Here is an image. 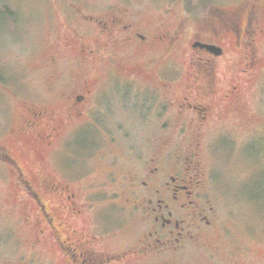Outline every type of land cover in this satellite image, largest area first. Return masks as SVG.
I'll list each match as a JSON object with an SVG mask.
<instances>
[{
	"label": "flooded vegetation",
	"instance_id": "1",
	"mask_svg": "<svg viewBox=\"0 0 264 264\" xmlns=\"http://www.w3.org/2000/svg\"><path fill=\"white\" fill-rule=\"evenodd\" d=\"M245 5L246 2L240 4L236 12L218 9L221 14L216 17L204 15L187 40L183 23L169 28L159 23L158 30H153L151 21L116 4L100 13L76 8L64 15L71 34L62 41L77 43L76 60L113 63L127 59L133 70L101 71L95 76L62 72L50 81V107L33 108L32 103L23 102L29 114L21 133L33 143L36 139L42 144L38 158L47 165L42 171L49 183L33 182L34 170L29 176L19 163L21 150L0 142V161L36 198L38 212L45 219L47 233L39 229L36 243L42 241L45 232L49 245L58 247L67 264H125L138 255L143 263L169 264L165 256L182 252L186 244L218 251L213 240L220 237L222 222L214 212L209 185L202 178L199 146L205 142L214 150L216 143H264V110L260 103L264 81L254 82L257 88H251L253 84L248 87L259 60L256 42L264 36V8L261 16H256L255 7L249 9L242 28L239 21H243ZM183 47L188 66L185 72L170 71L167 64L160 71H138L139 64L134 63L137 54L147 58L145 66L160 67L174 49ZM229 47L236 48L240 66L238 71L227 74L224 69L232 60ZM57 56L60 55L55 50L49 60L54 63ZM253 89H257L256 94ZM248 105L250 109L244 108ZM114 113L122 116L113 120L115 126L136 119L144 127L153 122L158 128L153 136H144L140 141L143 145L151 141L157 144L149 152L127 153L115 162L109 159L117 175L109 173V181L103 186H110L112 200H118L117 204L134 214L139 224L136 242L120 253L101 249L107 240L103 234L77 222L97 219L100 224L104 218L97 202L93 203L95 199L83 202L88 195L78 191L81 183L71 174L76 164L70 152L76 134L102 127ZM245 116L256 118L260 125L255 122L247 129L248 134L241 136ZM71 126H75L72 136ZM173 127L177 130L168 136L166 130ZM13 132L11 127L8 136ZM184 139H188L187 146L176 147L173 155H166L162 149L172 140ZM80 143L84 141L77 144ZM36 188L50 191V209L41 204ZM101 190L95 193L99 200ZM235 264L244 263L236 260Z\"/></svg>",
	"mask_w": 264,
	"mask_h": 264
},
{
	"label": "rangeland",
	"instance_id": "2",
	"mask_svg": "<svg viewBox=\"0 0 264 264\" xmlns=\"http://www.w3.org/2000/svg\"><path fill=\"white\" fill-rule=\"evenodd\" d=\"M245 2L244 8L247 10L241 14L243 21L238 20L242 28L249 9L255 7V14L261 16L264 0H0V142L21 150L19 163L29 176V172L34 170L33 182L41 185H45L46 181L49 183L42 171L47 165L39 162L43 160L38 158L42 144L36 139L33 143L21 133L23 121L28 119L29 114L26 110L28 105L23 102L32 103L33 108L43 105L50 107V81L62 72H88L95 76L101 71L133 70L127 59L114 60L113 63L105 60L96 63L76 60L77 43L73 41V45H70L62 41L63 37L71 34L63 17L71 14L72 10L77 8L89 13H100L116 4L151 21L153 30H158L156 25L159 23H164L165 28L183 23L187 40L204 15L216 17L214 15L221 14L218 9H223L224 13L236 12L239 5ZM73 26L81 30L75 24ZM82 31H85L84 28ZM185 44L187 46V42ZM256 45L259 60L254 66L255 78L248 85L253 84L251 88H257L254 82L264 81V36L258 38ZM235 49H227L232 58L224 69L227 74L238 71L240 66ZM55 50L60 56L53 63L49 56ZM184 50V47L174 49L168 58L161 61L160 67L145 66L147 58L137 54L134 55V63L139 64L138 71H160L167 64L170 71L185 72L188 66ZM253 91L257 93V89ZM261 97L260 103L264 110V92ZM244 108L250 109L251 105ZM119 117L122 116L114 113L102 127L80 131L70 147L72 160L76 164L71 167V174L81 183L78 191L83 196L88 195L83 202L95 199L93 203L97 202V209L102 211L104 218L100 219V224L97 219H81L82 222H77L102 233V237L107 240L101 249L111 253H120L134 245L139 236V224L134 214L117 204L118 200H112L110 186H103L109 181V173L117 175L115 165L109 159L115 162L127 153L134 154L140 150L149 152L157 144L151 141L143 145L140 141L144 136L151 137L158 132L153 122L144 127L136 123V119H127L121 127L113 125V120H119ZM150 121H153L152 117ZM255 122H258L256 118L245 116L242 131H239L241 136L248 134L247 129L253 127ZM11 127L14 131L12 137L8 136ZM70 128L72 136L75 126ZM174 130L177 128L167 129V135L172 136ZM81 140L84 144H77ZM172 141L162 148L168 156L174 154L176 147L187 146L188 139ZM198 160L204 166L202 178L209 185L214 212L222 222L220 237L213 240L218 251L202 250L193 244H186L182 252L165 256L167 262L235 264L238 260L244 264H264V143H216L212 150L209 144L202 142L198 149ZM7 168L0 161V264H67L58 247L52 248L48 243L45 219L38 212L34 202L36 198L23 188V183L12 173L11 168ZM97 190H104L101 200L95 196ZM35 192L41 204L46 205L47 210L50 209V191L36 188ZM39 229L46 233L42 241L36 243L35 239L40 237ZM140 258V255L130 258L125 264H150L143 263Z\"/></svg>",
	"mask_w": 264,
	"mask_h": 264
}]
</instances>
